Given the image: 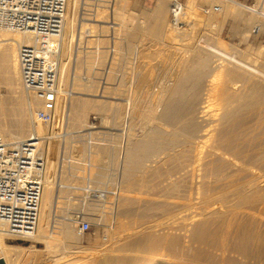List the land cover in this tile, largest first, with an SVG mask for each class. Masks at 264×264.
I'll return each instance as SVG.
<instances>
[{
	"label": "rangeland",
	"instance_id": "obj_1",
	"mask_svg": "<svg viewBox=\"0 0 264 264\" xmlns=\"http://www.w3.org/2000/svg\"><path fill=\"white\" fill-rule=\"evenodd\" d=\"M180 1L186 6V15L182 29L177 30L170 25L169 0H118L115 10L118 51L106 70V27L94 22L81 25V12L89 10L93 3L77 0L76 20L67 28L69 33L74 30L76 36L72 41H62L59 59V88L68 85V102L65 105L59 96L57 107L51 113L23 90L21 81L16 95L12 93L8 85L11 76L1 71L7 68L8 58H3L0 50V135L9 141L5 136L7 131L22 126L27 131L24 139L38 136L45 161L44 181L50 174L57 186L49 205L52 215L48 210L49 219L54 218L48 243L11 236L4 228L8 236L5 237L6 247H0V264H100L108 258L112 259V264H118L117 258L124 257L138 259L139 264H175L186 259L185 248L188 242L196 243L194 235L202 227L217 239L222 231L232 230L230 235H233L241 226L246 230L250 228L248 231L253 232L250 235L259 240L253 243H264V76L259 74H264V19L248 10L229 8L220 0ZM162 3V13L156 14ZM240 4L254 5L252 9L264 15V0L241 1ZM205 6H219L223 11L204 15ZM256 27H260L258 34L253 33ZM221 69L222 76L218 82H213V75ZM194 70L203 74L198 80L200 83L193 79L187 81V95L183 99L176 97L180 104L178 111L171 120H165L161 116L163 109L158 106L159 97L172 85L195 73ZM227 74L230 75L228 80ZM230 80L229 84L235 82L239 86L230 91L232 101L227 106L222 101L220 86ZM221 81L223 84L218 85ZM208 89L210 93L206 92ZM208 95L214 101H210L212 106L205 112L200 108L206 105ZM233 107L238 111L229 116L232 117L229 120L224 114ZM199 112L205 113L200 115ZM206 129L212 137L202 145L198 140H202ZM182 133L186 139L181 138ZM165 135L179 137L180 141L176 140L175 145L167 148L159 146L140 164L132 180L125 182L121 175L127 147L145 138L156 137L155 141L159 142V137ZM216 140L218 152L212 154L211 147ZM198 157L203 160L197 166ZM88 182L106 197L88 198L82 190ZM193 186L199 196L195 195ZM237 193L256 197L255 210L247 207L249 213H237L235 217L226 213L225 208L223 211L222 206L236 207ZM211 203L222 208L215 212L218 215L205 212L207 216L198 210L195 214V209L204 210ZM228 215L229 221L235 220L232 225L227 221ZM205 217L211 220L207 223ZM84 220L92 225L86 233L79 229ZM176 244L182 247L178 249Z\"/></svg>",
	"mask_w": 264,
	"mask_h": 264
},
{
	"label": "built area",
	"instance_id": "obj_2",
	"mask_svg": "<svg viewBox=\"0 0 264 264\" xmlns=\"http://www.w3.org/2000/svg\"><path fill=\"white\" fill-rule=\"evenodd\" d=\"M233 1L240 4L250 0ZM117 2L91 0V8L85 9L79 16L81 25L94 22L106 27V70H109L118 51ZM169 3L170 25L181 30L186 6L180 0H169ZM240 5L248 9L254 6ZM67 7L68 0H0V30L29 35L32 40L31 44L20 46L17 52L22 88L50 113L55 111L59 98V59ZM221 11L219 6L202 8L204 15ZM259 31L260 27L253 29L254 34ZM83 79L87 81L85 77ZM44 172L45 161L38 136L6 141L0 135V225L11 236L21 239L35 236L44 193ZM87 184L82 190L88 198L101 200L106 197L90 182ZM91 227L86 220L79 225L82 233L88 232Z\"/></svg>",
	"mask_w": 264,
	"mask_h": 264
},
{
	"label": "bare ground",
	"instance_id": "obj_3",
	"mask_svg": "<svg viewBox=\"0 0 264 264\" xmlns=\"http://www.w3.org/2000/svg\"><path fill=\"white\" fill-rule=\"evenodd\" d=\"M221 2H222V4L223 5H229V8H230V6H234V7H238V8H240V9H244V10H248V11H250V12H252L253 14H255V15H257V16H260V17H262L263 19H264V15H262V13L261 12H258V11H254L253 9H248V8H246V7H244V6H242V5H240L239 3H236V2H234L233 0H220ZM72 7H74V9L72 8ZM76 8H77V0H68V7H67V14H66V24H65V29H64V38H63V41L64 42H68V40L70 39L71 41H72V39L74 40V35L75 34H73V31L72 32H67V28H69L70 26H71V23H73L75 20H76V16H75V14H76ZM163 8H164V5H163V3L162 4H160L158 7H157V9H156V14H161L162 13V11H163ZM73 9V10H72ZM222 9V8H221ZM222 11H223V9H222ZM231 11V10H230ZM236 11H239V10H237V8H236ZM234 13H235V11H234ZM193 14V13H192ZM232 16H234V14H232ZM206 20H207V18H206ZM73 21V22H72ZM202 21V20H201ZM76 24V23H75ZM75 24H72L74 27H75ZM81 24V23H80ZM73 27V28H74ZM72 28V29H73ZM71 29V28H70ZM69 30V29H68ZM79 30V29H78ZM69 33V34H68ZM173 35V34H172ZM76 36V35H75ZM173 36H175V35H173ZM175 38V37H174ZM178 39V38H177ZM31 42H32V40H31V37L29 36V35H22V34H19V33H11V32H8V31H3L2 32V30H0V50H1V54H2V57L4 58L5 57V59H6V56H7V58H8V66H7V68H3V70H1V71H3V72H5V73H9L10 74V76H11V79L10 80H12V81H8V85H9V87H10V90L12 91V93H17L18 92V90H19V88L20 87H18V85H19V82H20V72H19V65H18V58H17V52H18V48L20 47V46H22V45H29V44H31ZM207 45V44H206ZM212 49H214V48H212ZM221 51V50H220ZM223 51V50H222ZM1 56V55H0ZM232 57V56H231ZM230 57V58H231ZM235 58V57H234ZM236 59V58H235ZM194 66V65H193ZM203 65H201V67H202ZM223 66V65H222ZM2 67V66H1ZM201 67H199L200 69H201ZM225 67V66H224ZM225 69V68H224ZM195 70H197V68L195 69ZM194 70V71H195ZM223 69H221V70H217L218 72L215 74V75H213V77H212V81L213 82H218L217 80H219V77H220V75H221V73H223V72H221ZM244 70V69H243ZM226 71V70H225ZM230 71V70H229ZM240 71V70H239ZM192 72V71H191ZM190 72V73H191ZM256 73H259V72H257V71H255ZM5 73H4V77H5ZM66 74V73H65ZM232 74V73H231ZM259 74H261V75H263L264 76V74L263 73H259ZM202 73L200 72V71H195V73H193V74H190V75H188L189 77L187 78V79H180L179 81V83L178 84H176V85H172L171 86V88H169L168 90H166V91H164V94H162V96L161 97H159L160 99L158 100V106L159 107H161L162 109H163V113H162V115L161 116H163V118L165 119V120H171L173 117H174V115L176 114V112L178 111V109H179V99L177 100V98L176 97H180L181 99H183V97H185L186 95H187V93H188V87H187V81H191L192 79L193 80H195L194 82L195 83H200V81H198L199 79H201L202 78ZM7 76V75H6ZM66 76V81H67V79H68V76H67V74L65 75ZM222 76V75H221ZM226 77H227V80L228 79H230V75L229 74H227V75H225ZM204 77V76H203ZM205 80V79H204ZM207 80V79H206ZM4 81V80H3ZM232 80H230V81H225L224 82V85L223 86H220L219 88L221 89L220 90V92H221V96H222V101H223V103L225 104V105H229V103L231 104V102L230 101H232L231 100V97H230V95H232V94H230V91L233 89V90H236L237 89V86H239V85H237V83L235 84V82L234 83H232V84H229V82H231ZM193 82V84H195ZM211 82V81H210ZM212 82V83H213ZM21 83V82H20ZM192 83V82H191ZM219 83H220V81H219ZM218 83V85H222L223 84V82L221 81V84H219ZM243 83V82H242ZM245 83V82H244ZM1 84V83H0ZM167 84V83H166ZM165 84V85H166ZM174 84V83H173ZM190 84V83H189ZM251 84V83H250ZM164 85V84H163ZM171 85V84H170ZM169 84H168V86H170ZM197 85V84H196ZM237 85V86H236ZM22 86V85H21ZM247 86V85H246ZM212 88V87H211ZM239 87H238V91L237 92H239ZM246 89V88H245ZM59 96L60 97H62V99L64 100V104L66 105L67 104V102H68V96H69V90H68V85H66V86H63V87H60L59 88ZM190 90H191V88H190ZM207 90V89H206ZM211 90V89H210ZM256 90V89H255ZM118 91V90H117ZM219 91V90H218ZM258 91V90H257ZM260 91H261V89H260ZM206 92H209V89H208V91H206ZM213 92V91H212ZM211 92V93H212ZM234 92H236V91H234ZM255 92V91H254ZM161 93H163V92H161ZM205 93V92H204ZM203 93V97H205L206 96V94H204ZM210 93V92H209ZM256 93V92H255ZM16 95V94H15ZM212 96H213V93L211 94ZM236 95L238 96L239 94H237L236 93ZM209 96V97H208ZM207 96V98L209 99L210 98V95H208ZM211 96V100H206V105L204 106V105H202V106H204V107H202V108H200L201 110H205V112H206V109L208 108L209 109V107H211L212 106V102L214 101V100H212V97ZM243 96V95H242ZM264 96V95H263ZM17 97V96H16ZM19 97V96H18ZM203 97L201 98V100L203 99ZM219 97V96H218ZM240 97V96H239ZM175 98H176V100H175ZM258 98V97H257ZM119 99V98H118ZM205 99H206V97H205ZM188 100V99H187ZM204 100V99H203ZM264 100V99H263ZM116 101V100H115ZM205 101V100H204ZM210 101H212V102H210ZM243 101V100H242ZM248 101V100H247ZM202 102V101H201ZM220 102V101H219ZM121 103V102H120ZM233 103V102H232ZM251 103V102H250ZM118 104V103H117ZM201 104V103H200ZM202 104H204V102L202 103ZM248 104V103H247ZM119 105V104H118ZM235 104L233 103V106H234ZM214 106V105H213ZM238 107V105H235V107ZM118 107V106H117ZM200 107H201V105H200ZM231 107H232V105H231ZM196 108H197V106H196ZM223 108V107H222ZM230 108V107H229ZM239 108V107H238ZM238 108H237V111H238ZM241 108V107H240ZM239 108V109H240ZM258 108V107H257ZM157 109V108H156ZM264 109V108H263ZM224 110V109H223ZM241 110V109H240ZM254 110H257V109H254ZM259 110V109H258ZM146 111V110H145ZM149 111V110H148ZM151 111V110H150ZM154 111H155V109H154ZM194 111V110H193ZM210 111V110H209ZM235 109H234V107H233V109L231 110V111H229L228 110V112L229 113H225L224 115H226L228 118H229V116H232V115H234L236 112H237ZM242 111V110H241ZM264 111V110H263ZM262 111V112H263ZM120 112V111H119ZM205 112H203V113H205ZM240 112V111H239ZM261 112V111H260ZM4 113V112H3ZM128 113V112H127ZM130 113V112H129ZM153 113V112H152ZM199 113H202V112H199ZM203 113L202 114H200V115H203ZM244 113V112H243ZM246 113V112H245ZM126 114V113H125ZM153 114H155V112L153 113ZM206 114H208V113H206ZM129 115V114H128ZM131 115V114H130ZM129 115V116H130ZM149 115V114H148ZM194 115V114H193ZM205 115V114H204ZM3 116H5V115H3ZM150 116H152V115H150ZM226 116L225 117H223V118H226ZM147 117V116H146ZM202 117V116H201ZM206 117V116H205ZM208 117V116H207ZM221 117V116H220ZM235 117H236V115H235ZM6 118V117H5ZM129 118V117H128ZM151 119L153 118V116L152 117H150ZM244 118V117H243ZM124 119V118H123ZM122 119V120H123ZM127 119V118H126ZM176 119V118H175ZM198 119V118H197ZM209 119V118H208ZM231 119H232V117H231ZM230 118H229V120H231ZM235 119V118H234ZM250 119V118H249ZM147 120V119H146ZM149 120V119H148ZM159 120V119H158ZM210 120V119H209ZM225 121H227V120H225ZM242 121V120H241ZM250 121V120H249ZM156 122V121H155ZM162 122V121H161ZM160 122V123H161ZM239 122V121H238ZM243 122V121H242ZM224 123V122H223ZM237 123V122H236ZM257 123V122H256ZM154 124V123H153ZM246 124V123H245ZM252 124V123H251ZM251 124H250V126H251ZM147 125H149V124H147ZM151 125V124H150ZM177 125V124H176ZM203 125H204V122H203ZM206 126L208 125V124H205ZM218 125V124H217ZM38 126V125H37ZM159 126V125H158ZM194 126V125H193ZM209 126H210V128H211V126L212 125H210L209 124ZM216 125H214V127H215ZM226 126V125H225ZM244 126V125H243ZM263 126V125H262ZM42 127V126H41ZM186 127H188V126H186ZM222 127V126H221ZM259 127V126H258ZM3 128V127H2ZM139 128V127H138ZM194 128V127H193ZM192 128V129H193ZM252 128V127H251ZM254 128V127H253ZM38 129V128H37ZM151 129H153V128H151ZM156 129V128H155ZM164 129V128H163ZM179 129V128H178ZM191 129V128H190ZM260 129V128H259ZM140 130V129H139ZM147 130H148V128H147ZM154 130V129H153ZM180 130V129H179ZM260 130H262V128L260 129ZM259 130V131H260ZM142 131V130H141ZM159 131V130H158ZM166 131V130H165ZM177 131V130H176ZM193 131V130H192ZM195 131V130H194ZM220 131H221V129H220ZM233 131V130H232ZM253 131V130H252ZM25 132L27 133V131H25L24 130V128L22 127V126H17L16 127V129L14 130V131H10V132H8L7 131V133H6V135L5 136H7V140H9V141H20V140H24V137H26L25 135ZM41 132V131H40ZM140 132V131H139ZM144 132V131H143ZM163 132V131H162ZM178 132H180V131H178ZM246 132V131H245ZM171 133V132H170ZM225 133V132H224ZM238 133V132H237ZM251 133V132H250ZM2 134V133H1ZM34 134V133H33ZM36 134H37V132H36ZM172 134V133H171ZM177 134H179L180 135V133H177ZM186 134V133H185ZM194 134V133H193ZM192 134V135H193ZM199 134H201V133H199ZM211 134V133H210ZM209 130L208 129H206V130H204L203 131V133H202V136H201V138L200 139H202V140H198V141H202L201 142V144L202 145H205V144H207V142H209V140H210V138L212 137H210L209 135ZM215 134V133H214ZM28 135H29V133H28ZM38 135V134H37ZM182 135H183V133H182ZM181 135V136H182ZM191 135V136H192ZM220 135V134H219ZM31 136V135H30ZM221 136V135H220ZM223 136V135H222ZM3 137V136H2ZM153 137H155V136H153ZM194 137V136H193ZM144 138V137H143ZM158 138V137H157ZM161 138V139H160ZM182 139L183 138H185V135H183V137H181ZM195 138V137H194ZM241 138V137H240ZM140 139V138H139ZM155 139H156V137H155ZM155 139H153V138H145L144 140L143 139H141V141H137V142H134V143H131L130 144V146H128L127 147V149H126V153L124 154L125 156H124V163L122 164L123 165V167H124V171L122 172V175H121V177H122V179L125 181V182H130L131 180H132V178H133V176L135 175V173L139 170V167H140V164L144 161V160H146V158L148 157V155L149 154H151V153H155L157 150H158V148H159V146H162V148H164V147H170V146H173V145H175L176 144V140H178L179 139V137L178 138H176L175 136H173L172 138H169L167 135H165L164 137L162 136V137H159V139H160V141L158 142V141H155ZM181 139V140H182ZM186 139V138H185ZM196 139V138H195ZM218 139V138H217ZM224 139V138H223ZM233 139V138H232ZM246 139V138H245ZM156 140H158V139H156ZM188 140V139H187ZM179 141H180V139H179ZM185 141V140H184ZM197 141V142H198ZM219 141V140H218ZM221 141V140H220ZM223 141V140H222ZM178 142V141H177ZM191 142V141H190ZM196 143V142H195ZM215 143H217V140L214 142V145H215ZM228 143V142H227ZM189 144V143H188ZM196 145H197V143H196ZM198 145H200V144H198ZM213 145V144H212ZM217 146H219V145H217ZM200 148H201V146H199ZM183 148H184V146H183ZM187 148H189V147H187ZM190 149V148H189ZM161 150H163V149H161ZM218 149L216 148V145L215 146H213V147H211V151L210 152H212V154H215L216 152H218L217 151ZM253 150V149H252ZM178 151V150H177ZM199 151H201L202 152V150H199ZM125 152V151H124ZM161 152V151H160ZM205 152V151H204ZM221 152V151H220ZM251 152V151H250ZM53 153V152H52ZM56 153H58L57 151H56ZM204 154V153H203ZM247 154V153H246ZM174 155V154H173ZM194 155V154H193ZM193 155H192V157H193ZM197 156H198V154H197ZM201 156H203V155H201ZM209 156V155H208ZM161 157V156H160ZM172 158V157H171ZM210 158H212V157H210ZM254 158H256V157H254ZM234 159H235V157H234ZM203 159L201 158V157H198V159L195 161V163L197 164V166L199 165V163L202 161ZM212 160V159H211ZM187 161V160H186ZM235 161V160H234ZM188 162V161H187ZM209 162H211V161H209ZM239 164V163H238ZM242 164H244V163H242ZM241 164V165H242ZM146 165V164H145ZM190 165V164H189ZM192 165V164H191ZM194 166H195V164H193ZM200 165H201V163H200ZM236 166V165H235ZM239 166V165H238ZM246 166V165H245ZM185 166L183 165V168H184ZM202 167V166H201ZM242 167H243V165H242ZM141 168H143V167H141ZM192 168V167H191ZM198 169H200L199 167H197ZM204 168V167H203ZM253 168V167H252ZM144 169V168H143ZM255 169V168H254ZM253 169V171H255V173H257V172H259V171H257V169L256 170H254ZM123 170V169H122ZM186 170V169H185ZM190 170V169H189ZM188 170V171H189ZM192 170H193V168H192ZM195 170H196V166H195ZM252 170V169H251ZM257 171V172H256ZM182 172V171H181ZM199 172V171H198ZM208 172V171H207ZM172 173V172H171ZM197 173V172H196ZM191 174V173H190ZM198 174V173H197ZM203 174V173H202ZM206 174V173H205ZM212 174V173H211ZM183 175H184V172H183ZM258 175V174H257ZM261 175V174H260ZM54 176V175H53ZM189 176V175H188ZM191 176V175H190ZM199 176H200V173H199ZM211 176V175H210ZM214 176V175H213ZM262 176V175H261ZM178 177V176H177ZM185 177V176H184ZM202 177H203V175H202ZM186 178V177H185ZM188 178V177H187ZM193 178V177H192ZM195 179V178H194ZM193 179V180H194ZM190 180V179H189ZM197 180V179H196ZM205 180V179H204ZM259 180H261V179H259ZM173 181V180H172ZM183 181H184V178H183ZM203 181V180H202ZM209 181V180H208ZM197 182H200V181H197ZM203 182H205V181H203ZM203 182H201V183H203ZM207 182V181H206ZM210 182V181H209ZM252 182V181H251ZM255 182V181H254ZM259 182H261V181H259ZM184 183V182H183ZM188 183H191V181H189ZM174 184V183H173ZM182 184V183H181ZM192 184V183H191ZM194 184V183H193ZM200 184V183H199ZM216 184V183H215ZM250 184V183H249ZM254 184V183H253ZM252 184V185H253ZM256 185H258L257 184V182L255 183ZM187 185V184H186ZM213 185V184H212ZM218 185V184H217ZM221 185V184H220ZM251 185V186H252ZM170 186V185H169ZM195 186V185H194ZM194 186H193V188H194ZM199 186V185H198ZM235 186V185H234ZM250 186V187H251ZM56 185H55V182H54V180L52 179V176L50 175V174H48L47 175V177H46V179H45V181H44V193H43V197H42V203H41V211H40V218H39V228H38V230H37V232H36V234H35V236L33 237V238H31V239H34V240H36L37 242H44V243H48V234H50L51 233V230H52V227H53V225H52V220L54 219H49V218H51L50 217V213H51V215H52V212L50 211V207H49V205L51 204L50 202H52L51 201V199L53 198V196L55 195V189H56ZM184 187V186H183ZM188 187L190 188V185H188ZM197 187V186H196ZM229 187V186H228ZM248 188L247 187V189H249V190H251V188ZM253 187V186H252ZM257 186H254L253 188H256ZM192 188V189H193ZM222 188V187H221ZM227 188V187H226ZM241 188V187H240ZM262 188H263V186H262ZM195 189V195H198L197 193H196V188H194ZM197 189H198V187H197ZM235 190V189H234ZM254 190V189H253ZM264 190V189H263ZM214 191H215V189H214ZM236 191V190H235ZM237 191H239V189L237 190ZM254 191H256V190H254ZM261 191V190H260ZM189 192V191H188ZM247 192V191H246ZM215 193V192H214ZM227 193V192H226ZM241 193V192H240ZM255 193H260V192H255ZM194 194V193H193ZM218 194V193H217ZM238 194V193H237ZM247 194V193H246ZM191 195H192V193H191ZM190 195V196H191ZM234 195V194H233ZM259 195H261V194H259ZM264 195V194H263ZM178 196V195H177ZM199 196V195H198ZM202 196V195H201ZM238 196H239V194H238ZM237 196V197H238ZM258 196V195H257ZM193 196H191V198H192ZM229 197V196H228ZM264 197V196H263ZM262 197V198H263ZM196 198V197H195ZM231 198V197H230ZM205 199V198H204ZM260 199V198H259ZM264 199V198H263ZM191 200V199H190ZM189 200V201H190ZM194 200V199H193ZM199 200V199H198ZM206 200V199H205ZM238 201H237V204L235 205L236 207L235 208H232V206L234 207V205H232L231 206V209L230 208H227V207H225V206H222L223 207V211H224V208L226 209V213H228L229 215L230 214H233V216L235 217V214H236V216H238L237 215V213H240V214H247V213H249L250 212V210L249 209H247V207H251L250 209L252 210V209H254L255 210V206L256 205H258L257 203H258V200L256 199V197H254V196H248V195H241V196H239V198L237 199ZM188 201V200H187ZM261 202H262V199H261ZM193 203V202H192ZM233 203H234V199H233ZM217 203H211V204H207V206H206V208L203 210H199V209H195L196 211H194L195 212V214L197 213V210L199 211V213H201L202 211H204L203 212V214H207V216H208V213L209 212H211V214H216V215H218L217 213H215V212H219L218 211V209L220 208V206H219V203H218V206H219V208L218 207H216L217 205H216ZM231 204V203H230ZM52 205V204H51ZM193 205V204H192ZM203 205V204H202ZM190 206H191V204H190ZM189 206V207H190ZM260 206V205H259ZM200 207V206H199ZM201 207H205V206H201ZM252 207H254V208H252ZM179 208V207H178ZM197 208V207H196ZM244 208H246L247 210H244ZM260 208H261V206H260ZM190 209H191V207H190ZM220 209H222V208H220ZM263 209H264V206H263ZM50 211V213H49V211ZM180 210V209H179ZM249 210V211H248ZM181 211V210H180ZM201 211V212H200ZM248 211V212H247ZM205 212H208V213H205ZM263 212H264V210H263ZM190 213V212H189ZM256 213V212H255ZM192 214V213H191ZM257 214H259L258 212H257ZM180 215H182L181 213H180ZM190 215V214H189ZM221 215V214H220ZM223 215H224V213H223ZM228 215V216H229ZM251 215V214H250ZM249 215V216H250ZM183 216V215H182ZM194 216V215H193ZM197 216V215H196ZM248 216V215H247ZM190 217V216H189ZM220 217V216H219ZM225 217V216H224ZM227 217V216H226ZM253 217V218H252ZM251 217V219H254V216H252ZM259 217V216H258ZM264 217V216H263ZM188 218V217H187ZM199 218H201V217H199ZM206 218V217H205ZM229 218H230V216L227 218V221H229ZM240 218V217H239ZM243 218H245V216L243 217ZM250 218V217H249ZM261 218V217H260ZM196 219V218H195ZM206 219H208V218H206ZM206 219H204L205 221H207V223H208V221H209V219L211 220V218H209L208 220H206ZM241 219V218H240ZM191 220V219H190ZM213 220V219H212ZM220 220H222V219H220ZM231 220V219H230ZM239 220V219H238ZM248 220V219H247ZM256 220V219H255ZM261 220H262V218H261ZM263 220H264V218H263ZM263 220H262V222H263ZM193 221V220H192ZM197 221H199L198 219H197ZM196 221V222H197ZM215 221V220H214ZM235 221V220H234ZM234 221L232 220V221H229V222H231V224H229V225H232L233 223H234ZM63 222V221H62ZM75 222V221H74ZM220 222V221H219ZM223 222V221H222ZM233 222V223H232ZM258 222V224H259V221H257ZM261 222V223H262ZM184 223V222H183ZM206 223V222H205ZM205 223H203V225H205ZM252 223H253V221H252ZM252 223H250V225L252 224ZM254 223H256L255 221H254ZM237 224V222H235V225ZM257 224V223H256ZM67 225V224H66ZM207 225V224H206ZM263 225H264V223H263ZM228 226V225H227ZM260 227H261V224L259 225ZM209 227V226H208ZM211 227V226H210ZM220 227H222V226H220ZM249 227H251V226H249ZM199 229H200V227H198ZM246 228V227H245ZM244 228V229H245ZM253 228V227H252ZM256 227H254V229H255ZM258 228V227H257ZM4 227L3 226H1L0 225V247H2V249H4V247H6L5 246V237L6 236H8L7 234H5L4 233ZM216 229V228H215ZM218 229V228H217ZM220 230H221V228H219ZM222 229H224V228H222ZM229 229V228H228ZM243 229V227L241 226V228H239V229H237V231L235 230V229H233V231L235 230L236 232L233 234V235H230V231H232V230H227V231H229V232H225V231H222V233L220 234V236H219V234H218V236H219V238L217 239V237L215 236V235H213V234H210V233H207V232H205L204 231V228L202 227L200 230H198V231H196V233H195V235H194V238H195V242L196 243H189L188 242V245H187V247L184 245V243H183V245L186 247H184L183 246V248H185L186 249V253L183 251L184 249H181L185 254L183 255L184 256V258L186 257V259L183 261H181V260H178V262L177 263H175V264H264V243H253V240H254V238H253V236L252 235H250V234H252L251 232H249L248 230L250 229H248V230H244ZM260 231H261V229H259ZM264 230V229H263ZM262 230V231H263ZM247 231V232H246ZM255 231V230H254ZM261 231V232H262ZM192 232V231H191ZM256 232H257V230H256ZM256 232H255V234H256ZM259 232V231H258ZM257 232V233H258ZM264 232V231H263ZM188 233V232H187ZM116 233H114L113 235H115ZM259 235L261 234L260 232L258 233ZM185 235V234H184ZM255 237V236H254ZM256 237H258L257 236V234H256ZM263 237V236H262ZM18 238V237H17ZM50 239V238H49ZM192 239H193V237H192ZM260 239V238H259ZM159 240V239H158ZM255 240H257V241H259L258 240V238L257 239H255ZM255 240H254V242H255ZM260 241H263L262 239L260 240ZM157 242V241H156ZM187 242V241H186ZM177 243V242H176ZM125 244V243H124ZM132 244V243H131ZM141 244V243H140ZM159 244V243H158ZM158 244H154V245H158ZM161 244V243H160ZM165 244V243H164ZM175 244V243H174ZM173 244V245H174ZM187 244V243H186ZM145 245V244H144ZM147 245V244H146ZM150 245V244H149ZM148 245V246H149ZM168 245V244H167ZM136 246H137V244H136ZM130 247V246H129ZM159 247V246H158ZM161 247V246H160ZM176 247H178L177 246V244H176ZM180 247H182V246H180ZM180 247H178V249L180 248ZM123 248H124V246H123ZM167 248V247H166ZM169 248V247H168ZM22 249H24V248H22ZM125 249H127V248H125ZM124 249V251H126ZM170 249V248H169ZM155 251H157L156 249H154ZM153 251V250H152ZM175 251V250H174ZM180 251V250H179ZM128 252V251H127ZM129 252H130V250H129ZM3 253H6V252H4L3 251ZM173 253H176V252H173ZM182 252L180 251V254H181ZM153 255V254H152ZM175 254H173V256H174ZM177 255V254H176ZM125 256V255H124ZM123 257V256H122ZM128 257V256H127ZM169 257V256H168ZM172 257V256H171ZM115 258V257H114ZM142 259V258H141ZM144 259V258H143ZM170 259V258H169ZM115 260V259H114ZM113 260V261H114ZM118 261V262H117ZM139 261L140 260H138V259H134V260H128V259H126L125 257L124 258H117V260H116V262L118 263V264H139ZM187 262V263H184V262ZM115 262V261H114ZM144 262V261H143ZM173 262V261H172ZM100 264H112V259H106L103 263H100ZM116 264V263H115Z\"/></svg>",
	"mask_w": 264,
	"mask_h": 264
}]
</instances>
